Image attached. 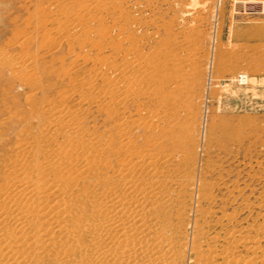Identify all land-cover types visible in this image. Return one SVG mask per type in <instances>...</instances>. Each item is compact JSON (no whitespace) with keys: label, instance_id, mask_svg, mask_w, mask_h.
<instances>
[{"label":"rangeland","instance_id":"rangeland-1","mask_svg":"<svg viewBox=\"0 0 264 264\" xmlns=\"http://www.w3.org/2000/svg\"><path fill=\"white\" fill-rule=\"evenodd\" d=\"M61 105L79 109L110 177L127 150L154 155L173 224L189 194L191 229L232 236L233 259L264 264V0H0V187L19 146L31 186L42 182L47 143H66L45 131Z\"/></svg>","mask_w":264,"mask_h":264},{"label":"bare ground","instance_id":"bare-ground-1","mask_svg":"<svg viewBox=\"0 0 264 264\" xmlns=\"http://www.w3.org/2000/svg\"><path fill=\"white\" fill-rule=\"evenodd\" d=\"M97 81L94 78L95 85ZM102 97L99 101L105 103L107 96ZM63 105L48 108L45 131L65 138L66 143H47L53 158L40 167L42 182L34 189L33 179L24 170L27 151L23 144L20 143L23 146L20 147L17 143L20 163L8 176L6 172L7 177L0 187V264H240L223 245L234 237L207 239L204 227L195 225L191 229L189 218H183L190 214L186 207L188 202H193L191 195L182 196L177 212L179 224H173L172 219L164 215L170 208V200L164 196L154 155L127 150L125 160L120 161L119 168L110 177L107 172H111V164H102L99 143L95 147L94 140L87 142V134L80 133L79 124L76 126L73 122L79 109ZM76 138L81 141L74 142ZM70 142L77 144L70 147ZM79 162L83 165L74 168ZM93 167V172H102V177L95 180L86 176ZM52 172H57L53 178L50 177ZM190 186L194 187L195 183L191 181ZM188 189L189 183L183 187L184 191ZM37 209L41 213L35 216ZM38 217L40 226L36 228ZM193 254L195 259H192Z\"/></svg>","mask_w":264,"mask_h":264},{"label":"built area","instance_id":"built-area-1","mask_svg":"<svg viewBox=\"0 0 264 264\" xmlns=\"http://www.w3.org/2000/svg\"><path fill=\"white\" fill-rule=\"evenodd\" d=\"M248 82V78L245 76V75H238L235 80H234V83L242 86V85H246Z\"/></svg>","mask_w":264,"mask_h":264}]
</instances>
